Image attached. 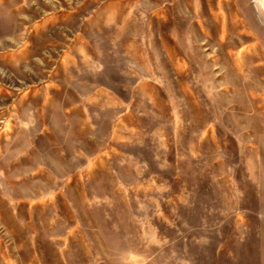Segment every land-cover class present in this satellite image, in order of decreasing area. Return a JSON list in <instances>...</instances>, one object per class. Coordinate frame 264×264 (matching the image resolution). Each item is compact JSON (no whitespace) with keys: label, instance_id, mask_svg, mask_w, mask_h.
I'll return each instance as SVG.
<instances>
[{"label":"rangeland","instance_id":"1","mask_svg":"<svg viewBox=\"0 0 264 264\" xmlns=\"http://www.w3.org/2000/svg\"><path fill=\"white\" fill-rule=\"evenodd\" d=\"M0 264H264V0H0Z\"/></svg>","mask_w":264,"mask_h":264}]
</instances>
